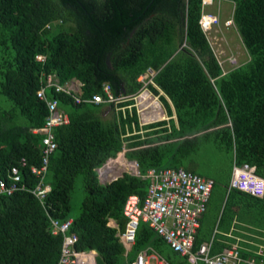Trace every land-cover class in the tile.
Masks as SVG:
<instances>
[{"label":"trees","instance_id":"trees-1","mask_svg":"<svg viewBox=\"0 0 264 264\" xmlns=\"http://www.w3.org/2000/svg\"><path fill=\"white\" fill-rule=\"evenodd\" d=\"M224 1L232 5L231 20L248 59L222 72L198 23L201 0H0V178L17 166L21 184L31 188L36 182L28 169L39 165L42 136L30 129L41 127L47 114L36 97L43 74H54L60 84L77 80L83 100L100 92L102 83L116 96L132 97L142 87L137 77L151 69L146 87L168 117L139 125L132 106L104 120L103 104H76L70 95L44 89L45 98L56 99L68 116L67 124L53 130L56 148L44 178L50 185L48 214L26 190L0 196V264H56L61 236L51 234L49 217L71 218L75 248L95 251L100 264H126L115 234L125 226V199H142L146 180L123 171L102 184L94 172L122 147L140 174L181 167L199 175L197 154L225 151L232 163H247L264 179V0ZM76 180L83 196L71 216ZM228 180L219 187L210 228L223 241H250L252 246L236 244L249 248L238 250L240 256H254L264 244V191L253 197L228 188ZM226 232L231 238L221 235ZM205 237L195 236L194 247ZM227 245L216 239L212 253ZM146 247L170 264H188L139 222L129 259Z\"/></svg>","mask_w":264,"mask_h":264},{"label":"built area","instance_id":"built-area-1","mask_svg":"<svg viewBox=\"0 0 264 264\" xmlns=\"http://www.w3.org/2000/svg\"><path fill=\"white\" fill-rule=\"evenodd\" d=\"M221 1L201 0V14L198 23L203 32L218 24L217 15L207 12L206 7L216 5L218 8ZM223 25L225 27L233 26L231 16L224 20ZM35 59L38 62L44 61L42 55H36ZM217 61L223 70L222 72L227 70H224L225 63L230 68L238 66L235 59L230 56L222 61ZM153 74V70L147 69L137 77V81L141 82L142 87L132 97L116 96L111 92L107 83H102L100 92L94 93L83 100L79 97L80 84L77 80L71 79L60 84L54 74H43L41 77L42 86L36 91V97L45 102L47 114L41 127L30 129L31 133H40L42 136L40 140L39 165H32L28 169L29 173L36 179V182L33 187L27 188L25 184L20 183L21 177L18 167L12 166L7 170L5 178H0V196L11 195L17 190H26L48 214L49 205L46 199L50 192V185L45 182L44 178L49 156L56 148L53 130L56 127L67 124L68 116L63 110L58 108L56 99L45 98L44 89L52 88L54 92H63L70 95L76 104L81 101L103 104L110 106L115 111L120 110L122 113L124 110L130 111L131 107L134 106L138 124L143 125L167 119L161 117L162 109L157 103L158 97L153 95L146 87L147 83H151ZM127 100H133V104L118 107L119 103ZM158 117H161V119H158ZM126 135H128L127 132ZM123 153L124 147H122L121 152L116 157L109 158L95 171L98 173V181L102 184L114 180L121 170L146 180L145 194L142 199H139L136 195H129L125 199L122 207V215L126 219L125 226L122 230H117L115 234L123 249L126 264H170L150 247L139 250L129 259L139 222L145 223L157 237L173 252L183 257L188 264H264V244L257 245L254 251L255 257L240 256L237 245H231L212 254L210 253L211 240L202 242L194 247L200 218L205 212L214 184L211 178L199 176L181 167H152L140 174L136 163L134 161H126ZM19 164L20 166L24 165L23 159H20ZM120 166L121 168L117 169ZM228 188L260 198L264 191V179L255 175L253 166L247 163H232ZM48 219L51 234L61 236L59 256L56 264L94 263L95 251L75 248L77 236L69 232L72 223L71 218L58 220L49 217ZM112 227H116V225L114 224Z\"/></svg>","mask_w":264,"mask_h":264},{"label":"rangeland","instance_id":"rangeland-1","mask_svg":"<svg viewBox=\"0 0 264 264\" xmlns=\"http://www.w3.org/2000/svg\"><path fill=\"white\" fill-rule=\"evenodd\" d=\"M230 2H220V4H226L225 12H220L219 7L220 5H212L207 6L206 11L216 14V12H219L218 17V24L213 26L210 30L203 32L206 40L212 49L215 57L218 60H224L226 57H233L236 61L237 65L243 64L247 59V53L245 49L243 48L240 39L238 37V34L234 28V26L225 27L223 25L224 20L231 14V6L229 4ZM225 66L227 68H230L227 63H225ZM161 94V93H160ZM157 103L160 105L162 109V116L163 118H166V111L164 109L163 103L159 102L157 99ZM135 104V102H134ZM112 108L108 109L106 107L101 108L100 110V116L102 119L107 120L112 117L113 112ZM161 117H158V119H161ZM126 160V159H125ZM128 161V160H126ZM195 161L197 165L200 167L196 168V171H199V175L207 176L215 181V191L209 201V204L207 206V211L205 213V216L203 217V220L201 222V230L200 234L206 233L208 237L211 235H215V237L218 236V231L215 227L210 228L211 221L213 218L214 210H215V203H217L220 199V185L224 183L227 178L229 177V172L231 170L232 161L230 158L229 152H220V153H212L207 151H201L199 154L195 156ZM100 167V166H99ZM98 167V168H99ZM96 177L98 179V173L95 171ZM120 172H123L121 170ZM83 196V192L79 187V180H76V184L73 188V191L71 193V199H70V206H71V216H75L78 212V205ZM94 263L93 264H100L99 258L97 255L94 256Z\"/></svg>","mask_w":264,"mask_h":264},{"label":"crops","instance_id":"crops-1","mask_svg":"<svg viewBox=\"0 0 264 264\" xmlns=\"http://www.w3.org/2000/svg\"><path fill=\"white\" fill-rule=\"evenodd\" d=\"M222 2H225L224 0H222ZM230 4V3H229ZM220 5V7H219V10H220V12H225V8H226V4H219ZM230 6H231V8H232V5L230 4ZM216 15H219V12L217 11L216 12ZM228 18V17H227ZM226 18V19H227ZM218 60V59H217ZM225 69H229V68H227V66H225L224 67V70ZM223 71V70H222ZM167 102L169 103V105H170V108L172 109V107H171V104H170V102L167 100ZM103 107H106V108H110L111 109V107L110 106H108V105H102ZM172 118L174 117V116H171ZM166 118L168 119V117L166 116ZM167 119H164V120H167ZM163 120V119H162ZM108 225H110V226H113L114 225V222L112 221V220H109L108 221ZM200 228V227H199ZM198 228V230H197V235L199 236L200 235V229ZM196 235V236H197ZM221 235H223V236H225V237H227V238H231V235H230V232H226V233H221ZM217 239V241L219 242V243H224V244H228L226 247H223V248H227V247H229V246H231V245H237V247H238V249L239 250H242V251H246V250H248L249 248L247 247V246H249V245H253V243H251L250 241H245V240H243V239H238V238H234L235 239V241L234 242H227V241H223V240H220V239H218V238H215V236H213V235H211L210 237H205V238H203V239H201V241H200V243H202V242H208L209 240H211V249H210V253H212V248H213V242L215 241ZM243 242V243H245V244H248L247 246L246 245H243L242 243L241 244H236V242ZM199 243V244H200ZM222 248V249H223ZM221 249V250H222ZM221 250H219V251H221ZM219 251H216V252H214L213 251V253H217V252H219ZM212 253V254H213Z\"/></svg>","mask_w":264,"mask_h":264},{"label":"bare ground","instance_id":"bare-ground-1","mask_svg":"<svg viewBox=\"0 0 264 264\" xmlns=\"http://www.w3.org/2000/svg\"><path fill=\"white\" fill-rule=\"evenodd\" d=\"M115 166H118V165H115ZM121 166H122V165H121ZM121 166H120V167H117V169L121 168Z\"/></svg>","mask_w":264,"mask_h":264}]
</instances>
